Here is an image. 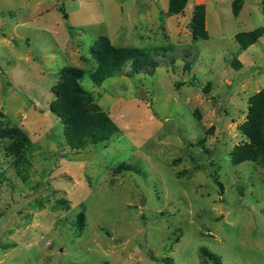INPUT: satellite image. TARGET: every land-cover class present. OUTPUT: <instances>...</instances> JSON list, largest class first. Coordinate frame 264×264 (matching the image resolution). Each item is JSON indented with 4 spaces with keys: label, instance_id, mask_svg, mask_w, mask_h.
<instances>
[{
    "label": "rangeland",
    "instance_id": "374dc122",
    "mask_svg": "<svg viewBox=\"0 0 264 264\" xmlns=\"http://www.w3.org/2000/svg\"><path fill=\"white\" fill-rule=\"evenodd\" d=\"M232 1L169 14L167 0H0L1 119L30 141L0 138V264H213L200 245L219 264H264V162L229 159L264 85V31L243 49L234 34L264 27V0ZM98 35L151 48L156 65L94 84ZM66 64L117 126L108 140L65 141L48 102Z\"/></svg>",
    "mask_w": 264,
    "mask_h": 264
},
{
    "label": "trees",
    "instance_id": "16d2710c",
    "mask_svg": "<svg viewBox=\"0 0 264 264\" xmlns=\"http://www.w3.org/2000/svg\"><path fill=\"white\" fill-rule=\"evenodd\" d=\"M187 0H167V13H178L184 8ZM240 0L232 1V10L237 12ZM204 5L195 3L189 16V28L192 38L204 37ZM264 31L258 27L248 31H238L234 38L240 49L252 43ZM151 48L115 46L104 35H98L90 44L88 51L96 60V65L88 76L94 84H99L105 77L124 74L131 75L144 69L151 72L156 61L151 56ZM231 64L237 67L235 59ZM128 67V70L125 68ZM83 74L81 68L63 65L59 68V79L51 86L52 98L48 102L49 110L54 113L60 124L61 131L68 145L82 148L87 143L104 142L118 131L117 126L109 115L95 105H87L90 93L79 82ZM195 80L189 79V83ZM203 91L206 90L202 86ZM3 113L0 111V138H13L14 146L19 149L28 146L30 141L26 131L15 124L2 122ZM239 130L244 140L233 144L229 151L230 162L235 164L243 160L264 162V85L248 96L244 119L239 124ZM116 169H130L132 166L120 161ZM214 182L221 187L216 175L212 174ZM83 212L76 214V224L82 225ZM199 251L210 258L213 264H219V258L204 246Z\"/></svg>",
    "mask_w": 264,
    "mask_h": 264
}]
</instances>
